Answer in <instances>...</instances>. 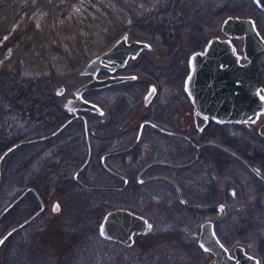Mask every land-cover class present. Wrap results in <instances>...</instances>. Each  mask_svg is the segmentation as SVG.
Here are the masks:
<instances>
[{
  "label": "trees",
  "instance_id": "16d2710c",
  "mask_svg": "<svg viewBox=\"0 0 264 264\" xmlns=\"http://www.w3.org/2000/svg\"><path fill=\"white\" fill-rule=\"evenodd\" d=\"M99 1L101 0H0V155L18 141L52 133L69 118L58 100L56 83L61 79L62 69H78L94 53L93 32L81 18L84 10L88 12L89 9H96L94 4ZM206 5V0H163L151 13L133 16L131 23L127 22L126 17L121 18L112 26L105 44L98 49L109 47L131 26L152 32L170 52H180L181 48L177 67L173 65L171 69L163 72L159 68L155 69L162 79L181 93L189 55L197 45L194 40L196 36L184 37L186 32L183 29L192 25L190 23L193 18L199 19L200 14L204 15L207 11ZM191 13L195 15L192 16ZM195 34L200 37L204 33L202 31ZM183 40L186 42L182 43ZM95 91L87 92L86 96L92 98ZM126 103L125 97H119V101L114 104L117 109H108L109 117L104 121L96 114L85 113L92 156L79 174L84 185L73 179L74 172L85 162L89 153L83 118L74 119L57 135L40 140L39 143H55L52 149L43 154L37 150L27 154L29 151L25 148L34 142L9 152L4 158L2 171L4 173L5 168L12 169L13 166L14 172L7 178L9 184L5 191L2 184L0 185V212L6 205L4 201L8 195L14 198L28 187L34 188L44 202L53 198L55 192L61 191L63 217L70 221L68 229L75 236L84 233L78 229L85 219L92 220L94 232L97 233L104 214L116 207L117 203L121 202L123 206L139 212L135 209V204L144 195V186L136 178L142 164L139 145L128 153L105 159L108 166L130 178L124 189L102 190L87 187L114 186L120 183L118 177L104 168L101 158L105 152L127 146L123 144L125 140L122 136L128 121L116 119L127 107ZM69 128L76 129L82 137L79 146L81 154L75 140L68 137V140L60 141ZM18 153L22 154L19 159H13ZM23 160L26 161L21 162ZM106 176L113 178V182L107 184L104 181ZM112 201L118 202L115 204ZM40 206L35 194L27 195L3 217L0 232L4 235ZM33 224L30 223L24 228L27 233L31 234ZM34 243V239L27 240L24 247L20 248V256L28 259L29 264H51L40 255L39 247Z\"/></svg>",
  "mask_w": 264,
  "mask_h": 264
},
{
  "label": "rangeland",
  "instance_id": "374dc122",
  "mask_svg": "<svg viewBox=\"0 0 264 264\" xmlns=\"http://www.w3.org/2000/svg\"><path fill=\"white\" fill-rule=\"evenodd\" d=\"M162 1L101 0L95 2L96 9H89L88 12L84 10L81 20L88 25V28H91L94 37L93 48L95 51L91 57L104 50H99L98 48L105 44L106 37L108 34H111L112 26L118 23L121 18L126 17L127 22L131 23L133 16L151 13L152 10L157 9V6ZM206 4V10L214 12L212 14H200V20L193 18L192 23H190L192 25L183 29L186 32L184 37H188L189 35L190 38L196 36L194 38L197 44L195 45L196 49L202 47L207 37L216 34L220 30L221 22L224 20L223 17L226 14L242 13L250 8L248 5L242 6L240 2L233 0H206ZM193 12L196 13V11ZM195 13H191L192 16ZM259 21L262 24L264 23L262 15H259ZM128 30L132 37L147 39L153 46L152 50H144L137 59L130 60L126 68L118 71V73L137 74V78L134 80L139 82L129 84L128 81H125L121 82V84H115L116 86L111 88H101V90L93 92V97L89 99L97 100L104 106L106 109V119H108V109H117L114 104L119 101V97H125L128 106L123 111L120 110L122 114L117 116L116 119L118 121H129L132 117L135 119L141 112H143L142 118L145 119L146 117L157 115L155 109L163 106L162 118L160 120L169 124V128L175 129L178 126L180 128L185 126V130L193 131V128L190 127L193 124L192 116L189 115L191 103L184 88L179 93L176 91V87L174 88L171 83L166 82L156 73L158 68L163 72V70L168 71L171 69L173 65L177 67L181 48H179L180 52L176 50L170 52L152 32L134 26L129 27ZM125 31L127 30H124L123 33ZM202 31L204 34L200 37L195 34ZM183 41L182 43L186 42L185 40ZM180 46L185 47L186 45ZM151 67L154 68V71L151 70ZM79 69L68 71L62 69L61 79L56 83V88L60 86L65 87L64 93L58 95L60 104L72 95V90L75 87L90 78L85 77L76 80ZM187 69L186 75L188 74L189 66ZM103 74H107V72H103L100 75ZM151 83H155L158 86L155 95L156 100L154 99L156 104L144 109L145 95ZM69 116L71 115L69 114ZM101 119L102 117H100ZM133 131L135 136L137 130L134 129ZM63 136L61 137L62 139L60 138V141L68 140V137L71 140H75L76 145H78L79 154H81L79 146H81L82 137L77 133L76 129L69 128ZM172 137L158 135L157 133H153L152 129L145 131L146 140L140 146L143 159L149 161L153 158L165 159L168 157V159H173L176 162L182 159L188 160L192 156V152L189 150L187 144L183 141H176ZM250 138L247 137V141ZM239 141L241 140L239 139ZM39 142L41 141L34 143ZM119 142L123 143L125 141ZM236 142L238 141L236 140ZM34 143L28 144V147L25 148L26 151H29L27 154H31L30 152L34 153L36 150L43 154L55 146V143L53 144L52 142ZM21 155L20 153L15 154L13 159L16 158L17 160ZM24 161L26 160L21 162ZM10 165L12 166V163ZM5 169L4 173L3 171L1 173L3 191H5L9 184L7 178H10L14 172L13 166L12 169ZM235 169L237 168L234 167V164L229 163L226 171L229 173V182H232V186L238 187L239 198L233 199L231 198V193H229L230 208L223 221L217 225V230L230 248H233L238 243L244 244L247 246L248 251L259 254L262 264H264V206L253 204L257 200L255 191L258 189V185L252 178L246 177V173L244 175L236 174ZM155 171L160 173H176V170L174 172L173 169L157 168ZM175 175L174 177L176 178ZM170 177L174 178L173 176ZM104 181L107 184L112 183L113 178L106 176ZM16 189L17 187L14 188V190ZM53 195L54 198L58 199L62 196V193L59 190ZM54 198L49 199V210L45 212L39 221L34 222L32 225L31 234L28 232L29 237L27 236V231L20 230L3 243L0 249V264H29L28 259L27 261L24 257L20 256V248H23L29 239H34V244L37 248L39 247L40 255L45 257L46 261L51 264H208L210 259L208 253L201 250L196 242V238L188 236V232L194 229L192 223L196 216L188 210L176 207L175 191L161 180H155L144 186V195L135 204V209L143 212L153 222V228L147 233L136 235L135 242L131 246H127L120 241L102 238L99 231L97 233L94 232L95 228L91 219L83 220L84 224H82L81 228L79 227L78 230L84 232L83 234L76 236L71 234L69 232L70 229H68L70 221L63 217L64 204L62 203V211L60 213L56 214L52 210ZM10 200H12V197L8 195L4 202L8 203ZM163 201L167 202V206L170 207L157 205ZM236 201L241 203V208L236 207ZM112 202L116 204L118 201ZM120 203H117L115 206H123ZM203 219V217H200L198 218V223H195L198 232ZM2 235L3 233L0 232V238Z\"/></svg>",
  "mask_w": 264,
  "mask_h": 264
},
{
  "label": "water",
  "instance_id": "95a60500",
  "mask_svg": "<svg viewBox=\"0 0 264 264\" xmlns=\"http://www.w3.org/2000/svg\"><path fill=\"white\" fill-rule=\"evenodd\" d=\"M255 2L264 10V0H255ZM222 30L228 37L212 36L205 47L193 51L188 60L189 72L184 81V89L194 103L195 117L199 129L206 125L208 116L219 122L255 121L259 113L264 111V35L251 16L227 15L222 22ZM233 36L244 37V53L248 59L245 63L239 60L240 55L231 40ZM146 49H153L151 42L147 39L132 37L130 31L127 30L109 47L89 58L77 71L76 80L85 77L90 78L75 87L72 90V95L67 97L61 104L69 114L73 115L54 132L41 137L18 141L5 149L0 155V184L2 162L13 149L26 143L45 140L56 135L76 117H84L87 130L84 112L97 113L102 117L101 121L106 120L104 106L97 100L85 97V92L136 79V74H116V72L125 68L130 60L136 59ZM102 71H107L109 74L100 76ZM64 90L65 87L60 86L56 88V94L62 95ZM156 93L157 85L152 83L145 95V103H150ZM145 123L155 124L146 120L141 127ZM138 137H140V133ZM134 145L117 152L129 150ZM90 157L91 147L86 161L75 172V177L88 164ZM30 189L27 188L10 203L0 214V218ZM182 201L187 203L184 197H182ZM187 206L200 207L201 205L187 203ZM43 208L44 205L41 210ZM208 208L214 209L215 207L208 206ZM58 209L59 203L56 201L54 210ZM219 209L220 211L214 219L206 220L201 224L198 233V244L201 249L204 252L213 253V257L208 264H260L259 257L249 253L247 246L244 244H236L232 248L234 255L231 254L230 249L220 239L215 228L216 221L226 213L223 206ZM30 220L31 218L23 221L1 237L0 247L14 231L25 226ZM151 227L152 222L148 217L128 207H116L104 215L99 226V233L106 239L119 240L126 245H132L135 241V234L146 233Z\"/></svg>",
  "mask_w": 264,
  "mask_h": 264
},
{
  "label": "flooded vegetation",
  "instance_id": "af4514ba",
  "mask_svg": "<svg viewBox=\"0 0 264 264\" xmlns=\"http://www.w3.org/2000/svg\"><path fill=\"white\" fill-rule=\"evenodd\" d=\"M233 1L240 2L242 6L248 5V7H250L249 8L250 10L248 9L242 13H231V14L253 17L256 21L257 27L259 28L261 33L264 35V23L262 24V22L259 21V15H262L264 17V10L257 5L255 0H233ZM213 12L214 11L212 10L205 11V13H208V14H212ZM227 15L229 14H226L223 17V19ZM222 22H221L220 30L216 34L207 37L202 47L199 46L200 48L198 49H203L205 45L207 44L208 40L212 36H219L221 38L228 37V35L224 33L222 30ZM231 40L235 46L237 53L240 55L239 56L240 62L242 63L247 62L248 59L246 58L245 53H244V37L243 36H233L231 37ZM131 74H135V73H131ZM103 75H107V74H103ZM128 82L129 84H136L139 81L132 79V80H128ZM114 86L116 85H112L108 87L111 88ZM108 87H105L104 89ZM95 90H101V88H98ZM157 90H158V86H157ZM154 99L148 104H146L144 101L143 108L145 109L148 106L151 107L152 105H155L156 99L155 100ZM189 100L191 103V110L189 111V115L192 116V122H193V124L190 125V127L193 128V131L191 130L192 132L185 130V126L181 128L180 126H178L175 129L174 128L171 129L169 128V124L162 122L160 118H162L163 106L155 109L157 115L146 117L145 119L142 118L143 112H141V114L135 117V119H133L134 117H132L127 122L126 130L123 132V136H122L124 137L123 140H125L123 144H126L127 146L121 149H115L112 151L105 152L101 158L104 168L113 176L118 177L120 179V183L114 186L113 185H104V186L103 185H87V187H90V188H92L91 186L109 187V188H102V190L124 189L129 184L130 178L127 175L122 174L121 172L108 166L105 162V159L109 156L115 157L116 155H119V154L128 153L132 151L134 148H136L138 145H139V151H140L141 144L146 140L145 131H147L148 129H152L153 133H157L158 135L159 134L161 136L169 135L170 137L173 136L172 138H175L176 141L185 142L187 146L189 147V150L192 152V156L188 160L182 159L176 162L175 160L168 159L167 157L165 159L153 158L152 160L147 161L146 159L145 160L143 159V156L141 154L140 158L142 159L141 160L142 164H141L140 169L136 173V178H137L138 183L142 184L143 186H146L147 184L155 180L156 181L161 180L163 183L168 184L169 187L175 191L176 207L182 210H188L190 211L191 214L196 216L195 220L192 223V226L194 227V229H191L192 231L188 232V236L189 237L192 236L193 238H196L197 239L196 242L198 244V233L200 232L201 224L206 220L214 219L220 211L219 207L221 208V206H223L226 213L224 216H222L220 219L216 221L215 227L217 230V225H219L223 221V218L226 217L228 210L230 208L229 193H231V198L233 199L239 198L238 187L234 185L232 186L231 184L232 182H229V178H228L229 173H227L226 171L227 168L229 167V163H233L234 167L237 168L234 170L236 174L244 175L246 173L247 174L246 177L252 178L254 180V182L258 185V189L255 191V194L257 196L256 197L257 203L254 202L253 204H256L257 206L258 205L264 206V111L259 113L255 121L219 122L218 120H215L213 117L208 116V121L206 125L202 129H199L197 126L196 117H195L194 103L191 101L190 98ZM126 105L128 106V102L126 103ZM95 114L100 118V116L97 113ZM78 118H82V117H78ZM132 119L134 120V123ZM146 120H149L155 123L157 126L152 123H145L141 127L142 123ZM134 129L137 130V134L135 136L133 133ZM166 131H170V132H166ZM139 133H140V137H138ZM247 137H251L249 141H247ZM239 139L241 141H239ZM87 140H88V146L91 147L90 139L88 136H87ZM236 140L238 142H236ZM133 145L134 147H132L129 150H126L123 152H117V151L128 149ZM109 153H112V154H109ZM91 156H92V151H91ZM104 156L105 158L103 159ZM157 168L173 169L174 172L176 170V173L171 174L168 172L167 173L156 172L155 170ZM75 172L73 174V179L77 183L84 185L79 178L80 173L77 175V177H75ZM168 175L173 176V177L175 175L176 178L175 177L172 178ZM28 188H31V189L0 218V223L3 217L8 212H10L12 209L17 207L19 202L22 201L25 197H27V195L31 193L37 196V198L40 201L41 206L34 213H32L28 218L23 220L25 221L31 218V220L25 226L14 231L10 236L14 235L16 232H19L20 230L25 231L24 228L28 224L39 221L42 218L41 217L42 214L49 210L48 203L50 200L44 202L34 188L32 187H28ZM26 189L19 192L16 197L12 198V200L6 203V205L3 207L1 212H3V210L12 201H14L17 197H19ZM93 189H100V188H93ZM182 197H184L187 203L190 205H201V206L200 207H195V206L189 207L187 206L186 202L182 201ZM56 201H58L59 203L58 210H54V204ZM62 203H63L62 196H60V198L58 199L54 198V204L52 207L53 212L60 213L62 211ZM43 205H44V208L41 210ZM157 205L170 207V206H167V202L165 203L164 201L160 202ZM236 205H237L236 206L237 208H241L240 202L236 201ZM208 206H214L215 208L209 209ZM121 207H126V206H121ZM200 217H203L204 219L200 224V229L198 232L196 228L197 225H195V223L198 221V218ZM23 221H21L20 223H22ZM20 223L16 224L15 226L19 225ZM152 228H153V222H152V227L149 231H151ZM8 231H6L5 234ZM217 233L220 239L224 242V244L230 249L231 254L234 255L232 248H230L228 244L224 241L223 237L219 234L218 230H217ZM138 234H144V233H138ZM138 234H135V238H136V235ZM27 236L29 237L30 235L27 234ZM107 240H114V239H107ZM115 241H119V240H115ZM127 246H131V245H127ZM198 246L200 247L199 244ZM248 252L253 255L258 256L260 259V263L262 264L261 256L259 254L253 251H248ZM208 255L210 256V259H209L210 261L213 257V253L209 252Z\"/></svg>",
  "mask_w": 264,
  "mask_h": 264
},
{
  "label": "snow or ice",
  "instance_id": "6c2138e0",
  "mask_svg": "<svg viewBox=\"0 0 264 264\" xmlns=\"http://www.w3.org/2000/svg\"><path fill=\"white\" fill-rule=\"evenodd\" d=\"M0 243H2V241H0Z\"/></svg>",
  "mask_w": 264,
  "mask_h": 264
}]
</instances>
